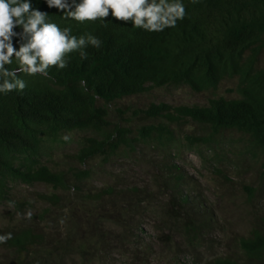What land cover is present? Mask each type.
<instances>
[{"label": "rangeland", "instance_id": "1", "mask_svg": "<svg viewBox=\"0 0 264 264\" xmlns=\"http://www.w3.org/2000/svg\"><path fill=\"white\" fill-rule=\"evenodd\" d=\"M263 62L264 50L256 65ZM235 87L236 78L226 77L198 92L170 84L99 100L107 112L103 130L42 136L37 161L63 172L67 187L7 178L0 234L31 227L43 241L25 253L0 244V264H205L217 256L264 264V257L247 261L238 247L252 229L264 235L263 152L240 130L214 132L185 116L150 132L158 121L142 112L149 104L236 97ZM116 127L125 141L118 142ZM106 133L112 143L104 153L77 159L87 137ZM104 187L113 192L96 196ZM36 193L57 201L37 200Z\"/></svg>", "mask_w": 264, "mask_h": 264}, {"label": "trees", "instance_id": "2", "mask_svg": "<svg viewBox=\"0 0 264 264\" xmlns=\"http://www.w3.org/2000/svg\"><path fill=\"white\" fill-rule=\"evenodd\" d=\"M32 3L47 11L49 19L62 28L70 26L73 35L92 34L102 43L100 48L89 44L86 59L78 52L69 53L67 67L53 66L48 76L17 71L26 83L24 90L0 94V200L8 193L7 178L67 187L63 172L37 161L42 136L82 129L101 131L107 125V112L97 101L110 102L170 84H185L198 92L235 77L237 96L172 108L164 102L149 104L142 112L158 121L156 127L148 128L150 132L158 133L167 122L185 116L207 124L214 132L240 130L264 154V62L256 65L264 50V0H184V19L162 32L135 28L131 21H119L111 15L105 21L78 24L64 20L44 0ZM14 46H19L15 38ZM113 130L118 142L127 139L118 127ZM111 143V133L102 138L87 137L77 159L84 161L104 153ZM112 192L111 187H104L95 195ZM35 195L37 200L57 201L53 193ZM183 202L188 200L183 198ZM10 232L12 239L4 245L19 253L43 241L40 232L31 227ZM238 247L247 261L262 260L264 235L252 229L239 238ZM205 264L248 263L217 256Z\"/></svg>", "mask_w": 264, "mask_h": 264}, {"label": "clouds", "instance_id": "3", "mask_svg": "<svg viewBox=\"0 0 264 264\" xmlns=\"http://www.w3.org/2000/svg\"><path fill=\"white\" fill-rule=\"evenodd\" d=\"M44 3L57 9L66 21L84 24L105 21L111 15L148 32L174 28L186 15L184 0H44ZM14 38L18 47L14 46ZM101 43L92 34L73 35L70 26L62 28L51 21L48 12L34 7L32 0H0V94L24 90L26 83L17 71L29 76H48L53 66L67 67L69 53L78 52L86 59L85 48L89 44L100 48ZM13 63L17 67H6ZM25 216L31 219L32 212H26ZM10 239L11 232L0 234V244Z\"/></svg>", "mask_w": 264, "mask_h": 264}]
</instances>
